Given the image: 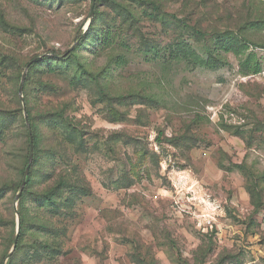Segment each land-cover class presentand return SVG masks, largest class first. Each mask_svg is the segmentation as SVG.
<instances>
[{"label": "rangeland", "instance_id": "rangeland-1", "mask_svg": "<svg viewBox=\"0 0 264 264\" xmlns=\"http://www.w3.org/2000/svg\"><path fill=\"white\" fill-rule=\"evenodd\" d=\"M0 111V264H264V0H0Z\"/></svg>", "mask_w": 264, "mask_h": 264}, {"label": "trees", "instance_id": "trees-1", "mask_svg": "<svg viewBox=\"0 0 264 264\" xmlns=\"http://www.w3.org/2000/svg\"><path fill=\"white\" fill-rule=\"evenodd\" d=\"M196 33L200 34V32H196ZM30 64H31V62H30ZM30 64L28 66H30ZM25 104H26V101H25ZM18 105L20 106V111H21L20 101L18 102ZM0 116H2V117L9 116V113H7V111H0ZM26 118H27L29 126H30L31 137H32V140H33V155H34L35 134H34V130L32 128V125L30 123L31 119L28 116ZM20 128H21V131H22V136H20V139L22 140V147L24 149V152L26 154V159H27V155H28L27 153H28V147H29V134H28L27 127H26V124H25V120H23V118L21 119ZM33 158H34V156H33ZM25 184L28 185V177H26ZM253 206H254V209L256 210L255 213H257V211L259 209H264V205H253ZM19 225L22 227V217L21 216L19 217Z\"/></svg>", "mask_w": 264, "mask_h": 264}, {"label": "water", "instance_id": "water-1", "mask_svg": "<svg viewBox=\"0 0 264 264\" xmlns=\"http://www.w3.org/2000/svg\"><path fill=\"white\" fill-rule=\"evenodd\" d=\"M23 78H24V75L22 77V81H23ZM21 92H22V83L19 85L18 94L21 95ZM24 117H25V123H26L27 131H28V134H29V147H28V155H27V165H26V168H25L24 176H23L22 181H21L20 192L23 190V187H24L25 182H26V176H27V173L30 170V166H31V163H32V160H33V140H32V137H31L30 126H29L28 120L26 118V115ZM14 246H15V243H14Z\"/></svg>", "mask_w": 264, "mask_h": 264}, {"label": "crops", "instance_id": "crops-1", "mask_svg": "<svg viewBox=\"0 0 264 264\" xmlns=\"http://www.w3.org/2000/svg\"><path fill=\"white\" fill-rule=\"evenodd\" d=\"M256 260L254 259L253 261H249L246 264H255Z\"/></svg>", "mask_w": 264, "mask_h": 264}]
</instances>
